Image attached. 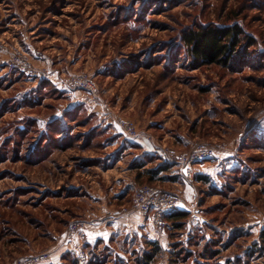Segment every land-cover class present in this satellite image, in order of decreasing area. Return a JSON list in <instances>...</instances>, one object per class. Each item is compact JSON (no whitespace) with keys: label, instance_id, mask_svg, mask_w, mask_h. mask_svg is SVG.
<instances>
[{"label":"rangeland","instance_id":"rangeland-1","mask_svg":"<svg viewBox=\"0 0 264 264\" xmlns=\"http://www.w3.org/2000/svg\"><path fill=\"white\" fill-rule=\"evenodd\" d=\"M234 22L256 40L239 46L249 65H193L182 33ZM16 56L37 74L11 70ZM79 100L88 104L70 106ZM118 117L155 153L134 158ZM199 143L232 150L242 165L192 181L189 214L168 219L162 239L136 211L137 231L87 246L89 264H264V0H0V264L40 253L45 264H79L66 230L87 217L76 211L85 191L72 165H97L100 184L123 146V167L172 165L157 181L138 174L123 212L143 184L183 201L164 188L177 177L165 152ZM62 234L70 250H49Z\"/></svg>","mask_w":264,"mask_h":264},{"label":"crops","instance_id":"crops-1","mask_svg":"<svg viewBox=\"0 0 264 264\" xmlns=\"http://www.w3.org/2000/svg\"><path fill=\"white\" fill-rule=\"evenodd\" d=\"M51 80L55 83V87L57 89L63 93L65 92V84H63L60 79L56 77L54 78L53 76ZM70 94L76 93L71 92ZM79 103L87 105L88 101L79 100L70 104V106ZM130 141L133 143V146H129L131 147L129 149L136 150L137 152L134 155V158L139 156L141 153H155L154 150L156 147L148 138L137 137ZM238 141H240V138ZM116 145H118V141L113 143V146ZM232 147H234V144ZM120 153H123L122 157L125 153H127L124 146ZM122 157L115 165V169L113 167L107 168V170L103 169V173L107 176V178L103 180L104 182H107L106 184H100L98 182L97 176H100V174L94 173V168L98 167L97 165L71 166L74 168V175L79 176V181H77L74 187L81 191H85V194L83 195L85 199L79 197V206H82V208L79 207L76 211L87 217V225L81 232L82 239L85 241L86 246L95 245L100 240L105 239L111 234L137 231V212H122L120 209H122V207L127 203V198L130 197V193L133 191L131 190V186L132 184L136 185L137 183V175H147L151 177L152 174L147 172L148 165H124V167L119 165L122 163ZM237 165H242V163L236 158L235 153L232 152V150H228L227 148L226 150H216L215 155L211 160H206L195 166L196 182L199 183V181L202 180L207 182V180H209V175L221 173L222 170H225L226 168H228V170L225 171L230 172L229 169ZM175 167L177 168V171H173L170 174L177 177H172L169 180H166L163 185L164 188L169 190H176V188L181 190L183 192V201L180 203L178 209L189 210L188 205H190L189 203H191L194 199L193 196L196 192L195 184L193 182L191 183V181L183 175L181 169L177 167V165ZM170 169H172V166L166 170H162L161 172L168 173L167 171ZM199 176H207L208 178L201 179ZM153 181H157L155 176ZM218 182L216 181L215 184L218 188H220ZM145 220L146 224L144 226L146 227H144V230L149 232L151 236L153 235L152 238L157 240L165 237V233L162 232L160 228L156 227L151 219ZM65 239L66 238H64L62 234L60 238H57L54 242V246L50 247L49 250L58 249L61 251L60 254H64L69 251L71 243Z\"/></svg>","mask_w":264,"mask_h":264},{"label":"built area","instance_id":"built-area-1","mask_svg":"<svg viewBox=\"0 0 264 264\" xmlns=\"http://www.w3.org/2000/svg\"><path fill=\"white\" fill-rule=\"evenodd\" d=\"M10 69H24L29 75L37 74L28 63L21 57L16 56L9 64ZM76 83V81H75ZM91 85V84H90ZM87 87V86H86ZM117 124L121 131L129 138L140 136L136 123L125 117H118ZM167 158L176 163L183 175L191 182L196 180L195 166L215 155V149L206 143H199L186 152H179L174 149H167ZM182 197L175 191H162L151 184H143L136 188L131 203L123 208V212L139 211L145 219H151L156 227L164 229L168 227L169 215L178 209ZM87 224L81 220L71 221L66 230L67 240H72L71 251L79 264H89L90 255L85 242L80 237V231ZM50 261L48 253L29 254L20 257L16 264H42Z\"/></svg>","mask_w":264,"mask_h":264},{"label":"trees","instance_id":"trees-1","mask_svg":"<svg viewBox=\"0 0 264 264\" xmlns=\"http://www.w3.org/2000/svg\"><path fill=\"white\" fill-rule=\"evenodd\" d=\"M182 41L188 49V56L192 59L193 65L198 64H221L229 67L234 71L239 70V63L245 64L246 53L239 51V46L244 42V48L255 44L256 40L250 35L239 22L215 25H200L198 28H192L182 33ZM240 61V62H239ZM249 64H245L248 66ZM48 83V81L45 80ZM50 84V83H49ZM59 94L62 93L54 87ZM67 147V146H66ZM172 165H160L156 169H148L151 173L150 180H154V176L158 175L162 170L170 168ZM201 179H207V176H199ZM187 211L177 209L169 215V219L173 220L175 225L177 220L187 216ZM177 226H181L180 224ZM260 236L264 241V226L261 229ZM158 246V244H157ZM214 256L219 253L218 250L211 251ZM152 254L147 253L146 258L150 259Z\"/></svg>","mask_w":264,"mask_h":264}]
</instances>
